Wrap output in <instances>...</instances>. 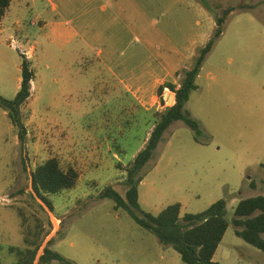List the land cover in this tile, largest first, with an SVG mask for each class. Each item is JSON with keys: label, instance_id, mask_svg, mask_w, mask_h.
<instances>
[{"label": "rangeland", "instance_id": "rangeland-1", "mask_svg": "<svg viewBox=\"0 0 264 264\" xmlns=\"http://www.w3.org/2000/svg\"><path fill=\"white\" fill-rule=\"evenodd\" d=\"M19 1L13 0L0 26V96L7 100L17 96L23 56L36 77L33 98L23 110L28 130L25 148L0 108V264H19L20 257L10 249H26L20 208L25 209L31 228L36 217L40 219L44 243L52 239L51 250L71 264H185L126 212H116L111 200L100 199L110 186L125 196V170L156 122L143 111L133 119L132 110H126L123 118L119 102L104 107L100 100L101 82L106 80L97 62L102 45L97 39L92 43L91 35L112 32L100 11L102 0ZM149 1L166 7L167 14L155 8L149 13L145 6ZM140 2L148 12L142 26L157 23L145 28L151 30L148 36L155 33V48L139 44L142 73L146 59L158 58L146 83L169 55L166 40L176 32L172 22L180 16L188 23L199 21V33L210 34L209 40L216 25L215 14L209 12L197 20L169 1ZM243 3L258 7L228 18L185 108L199 123L201 136L183 122L174 123L142 171L139 186L141 208L153 215L175 204L182 205V216L199 214L226 200L231 226L215 256L221 264H264V253L238 238L232 223L241 200L264 197V0H227L225 8ZM80 16L85 24L95 25L87 39L93 50L82 49L81 40L61 49L54 26ZM177 40L183 42L184 36ZM33 45L36 54L30 49ZM171 105L166 102V107ZM50 158H58L63 169L74 167L81 175L76 188L49 197L54 211L34 191L31 176ZM42 249L40 261L34 264H42Z\"/></svg>", "mask_w": 264, "mask_h": 264}, {"label": "trees", "instance_id": "trees-1", "mask_svg": "<svg viewBox=\"0 0 264 264\" xmlns=\"http://www.w3.org/2000/svg\"><path fill=\"white\" fill-rule=\"evenodd\" d=\"M227 0H202L206 10L214 15L216 29L208 43L197 50L189 69L178 73L180 87L172 83L162 85L158 94L162 105L166 106L164 93L166 89L175 95V104L166 107L164 111L153 112L156 125L145 148L137 155L130 166L125 170L127 174V192L122 196L112 186L106 188L100 199L111 200L114 210L126 212L131 219L143 230L155 235L161 244L171 247L180 256L185 264H221L215 261V256L226 232L231 226L227 219V201L220 200L206 211L199 214H185L182 216V205L175 204L164 209L159 215L146 213L139 202V186L143 181L142 171L152 160L158 146L163 140L166 131L177 122L185 123L197 137L202 134L201 127L186 111V105L194 91L198 89L197 79L202 67L211 53L215 43L221 38L228 18L239 12L257 9L258 5L240 4L235 7L225 8ZM12 0H0V23L6 17ZM21 87L13 100L0 96V108L3 109L12 125L15 127L18 139L25 148L28 130L23 118V110L29 105L32 98V83L35 72L31 63L23 56L21 65ZM34 191L38 197L54 211V206L49 197L69 191L78 185L80 173L74 167L63 169L58 158H50L39 165L32 173ZM39 208L43 209L40 205ZM24 229L25 251L11 248L20 257L19 264H34L40 249L46 239L43 224L36 217V224L31 228L27 225L28 217L25 209L20 208ZM233 226L235 234L246 244L264 253V197L258 196L241 200L234 209ZM50 242L41 257L42 264L59 262L71 264L60 254L53 252Z\"/></svg>", "mask_w": 264, "mask_h": 264}, {"label": "crops", "instance_id": "crops-1", "mask_svg": "<svg viewBox=\"0 0 264 264\" xmlns=\"http://www.w3.org/2000/svg\"><path fill=\"white\" fill-rule=\"evenodd\" d=\"M20 0L19 2H21ZM93 2L94 0H88ZM101 1V0H97ZM164 2H172L179 6L180 9L184 8V14H191L194 17H205L208 15L202 0H163ZM145 5L150 10L155 8L160 10L163 14H167L168 10L166 7L157 6L155 2H148ZM92 4V3H90ZM11 7L0 23V26L6 21V18L11 11ZM56 9V8H55ZM104 16L103 19L107 22V27L112 29L108 35L104 33H97L91 35V42H96V39L102 45V49L98 51V63L101 67V74L106 80L101 82V96L100 100L104 107L108 106L110 101H117L120 103L122 109V117L124 118V112L126 110H132L131 117L133 119L139 118L143 111L146 115L152 116L153 112H162L165 110L161 103L158 90L166 84L172 83L177 87H180V77L178 73L189 69L192 60L196 56L198 49L204 47L209 41L210 34L202 35L199 33L197 27L199 21L188 23L183 16H180L177 21L172 22L174 31V38L171 40L167 37L169 42L168 52L169 55L165 57L161 63L159 73L153 74L152 80L144 83L149 76V70H153L154 63L158 62V58L154 55L150 56L148 60L144 62V72L141 71V53L139 49L140 45H145L148 49L153 50L157 44L154 40V34L149 35L150 29L146 30L147 24L150 26H157V23L147 22V13L143 8L140 0H102V6L100 10ZM207 11V12H206ZM111 14L109 15V13ZM92 14L90 11L85 15L86 19ZM80 16L77 20L70 19L64 24L54 26V31L58 39V43L61 45V49L66 46H70L77 40H81L79 43L81 48L87 50L88 48L92 51L93 44L87 39L90 37V31L95 27L94 24H85V19ZM85 19V20H86ZM143 19V20H142ZM77 22V25L75 23ZM79 22V23H78ZM145 31H141V28ZM170 24H166V28H170ZM190 30V31H189ZM189 35V36H188ZM183 42L177 40L178 37L182 38ZM57 42V41H56ZM31 50L34 49L36 54V46L33 45ZM160 61V60H159ZM56 83H61L60 80H56ZM169 91L166 89L165 94ZM34 94V82L32 83V98ZM168 94V93H167ZM174 95V94H169ZM175 101L173 102V105ZM129 114V113H128ZM121 117V118H122ZM148 117V116H146ZM118 118V119H121ZM123 125V123H121ZM121 125L120 134L125 133V128ZM156 122L149 129L146 139L139 150H143L150 138L151 133L155 128Z\"/></svg>", "mask_w": 264, "mask_h": 264}, {"label": "water", "instance_id": "water-1", "mask_svg": "<svg viewBox=\"0 0 264 264\" xmlns=\"http://www.w3.org/2000/svg\"><path fill=\"white\" fill-rule=\"evenodd\" d=\"M165 97H168L169 98L168 101H167V104H172L175 101V95H169V94L166 93L165 94ZM165 99H167V98H165ZM171 107H172V105H171ZM51 240L52 239H50L49 241H46L44 243L43 249H42L41 253L47 248V246L49 245V243L51 242ZM37 260L40 261V256L37 257Z\"/></svg>", "mask_w": 264, "mask_h": 264}, {"label": "built area", "instance_id": "built-area-1", "mask_svg": "<svg viewBox=\"0 0 264 264\" xmlns=\"http://www.w3.org/2000/svg\"><path fill=\"white\" fill-rule=\"evenodd\" d=\"M24 55H26L27 57H30V54H28V53H26V54H24ZM166 100V102H167V99H165Z\"/></svg>", "mask_w": 264, "mask_h": 264}]
</instances>
